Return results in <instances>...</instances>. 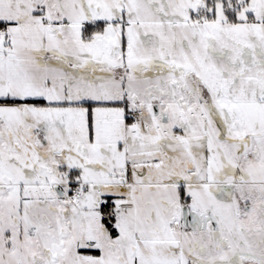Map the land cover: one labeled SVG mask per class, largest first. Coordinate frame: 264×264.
Returning <instances> with one entry per match:
<instances>
[{
    "label": "snow or ice",
    "instance_id": "6c2138e0",
    "mask_svg": "<svg viewBox=\"0 0 264 264\" xmlns=\"http://www.w3.org/2000/svg\"><path fill=\"white\" fill-rule=\"evenodd\" d=\"M0 264H264V0H0Z\"/></svg>",
    "mask_w": 264,
    "mask_h": 264
}]
</instances>
